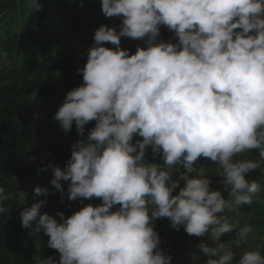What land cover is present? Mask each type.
<instances>
[{"label":"clouds","instance_id":"9594fccd","mask_svg":"<svg viewBox=\"0 0 264 264\" xmlns=\"http://www.w3.org/2000/svg\"><path fill=\"white\" fill-rule=\"evenodd\" d=\"M30 6L44 8L40 0ZM101 10L121 22L95 29L77 69L83 82L53 116L80 138L62 167L38 168L51 171L54 190L36 185L20 212L29 235L42 231L59 254L34 255L32 264H172L155 229L160 218L204 238L205 264H264L258 248L237 260L222 240L232 232L237 243L247 239L251 227L237 229L226 213L261 191L249 174L264 170V0H101ZM161 26L177 39L161 38ZM122 37L145 46L131 53ZM252 151L258 158H247ZM213 176L227 197L211 188ZM65 191L70 202H101L67 216L44 211L49 194L63 201ZM10 198L0 187V215L11 213Z\"/></svg>","mask_w":264,"mask_h":264},{"label":"trees","instance_id":"16d2710c","mask_svg":"<svg viewBox=\"0 0 264 264\" xmlns=\"http://www.w3.org/2000/svg\"><path fill=\"white\" fill-rule=\"evenodd\" d=\"M52 0H40L44 5L43 10H32L30 0H0V187H4L6 193L10 194V199L4 203L11 207L9 215H0V264H32V257L53 256L59 258L55 252H46L38 247H33L32 243L40 238L48 240L42 231L36 235H29V230L21 226L20 212L23 207L33 202V188L27 190V180L38 174V168L43 167V163L52 162L61 167L71 156L70 145L74 140L79 139V135L73 125L72 130L67 134L61 129L59 124L53 119L55 112L66 93L80 85L82 74L77 72L78 67H83L87 57L77 48L66 43H60L55 55L42 58L31 55L22 62H14V53L17 51L19 37L30 44L38 45L44 37L40 26L45 20L46 7L52 6ZM62 16L75 26H92L90 13L101 11V0H88L87 10L78 15L74 6L60 9ZM115 25L121 21L117 17L112 18ZM15 24L18 31L14 29ZM35 25H38L36 28ZM84 25V26H85ZM126 38L131 47H122L134 53L137 45L145 46L142 40ZM161 38L175 41L173 33L166 27L161 26ZM40 102L46 106L43 116H39L38 108ZM95 122H90L85 126L87 131L94 126ZM247 158H258V153L252 151L246 154ZM149 160L152 159L151 151L148 152ZM157 162H161L157 159ZM210 168H216L210 161H203ZM177 167V171H180ZM16 177L17 181L13 179ZM250 179H255L261 187V191L254 198L251 205H241L240 212H246L250 207L264 195V170L257 169L249 174ZM212 189L224 191L221 178L213 176ZM67 183L63 182L65 189ZM184 182L181 181V187ZM46 187L54 190L50 181ZM177 189L176 191H178ZM24 195V196H23ZM44 199L43 196L37 197ZM47 205L44 211L55 214L63 211L65 215L81 208L84 204H99L97 198L70 202L67 200V192L62 201L60 193L49 194ZM59 219V217H57ZM264 227V222L261 223ZM161 244L160 248L168 251L194 249L193 260L187 264H205L208 257L204 256L197 245L204 240L203 237L189 236L184 228L179 231L170 226V220L160 218L155 223ZM236 251L237 257L244 251L231 244L230 233L222 237ZM264 254V246L259 248Z\"/></svg>","mask_w":264,"mask_h":264},{"label":"rangeland","instance_id":"374dc122","mask_svg":"<svg viewBox=\"0 0 264 264\" xmlns=\"http://www.w3.org/2000/svg\"><path fill=\"white\" fill-rule=\"evenodd\" d=\"M52 6L46 7L45 10V20L42 26H40L41 32H43L44 37L42 42L38 45H33L22 39L20 36L17 42V51L14 53V62H22L24 59L30 57L31 55H37L42 58H47L48 56L55 55L60 43H66L74 46L80 50L86 56V50L93 44V37L95 29L102 23L108 25H115L112 18H106L101 11H94L90 13L89 18L92 19V26L88 27L80 25L76 28L70 24L62 16L60 9H65L69 6H74L77 9L78 15L86 12L88 0H52ZM81 4L83 6H81ZM38 28V25H35ZM14 29L18 31V26L15 24ZM19 32V31H18ZM109 47H114L108 44ZM121 47H131L130 42L122 37ZM46 106L44 103L40 102L38 108L39 116H43ZM51 171H45L41 174H36L27 180V190L31 188L34 189L36 185L46 186L51 180ZM225 197L228 196L226 191H222ZM24 196V195H23ZM230 222L237 225V229L245 224L249 225L252 231L249 233L246 240L239 241L237 243V238L235 232L230 233L232 241L231 244L236 245L243 249H259L264 246V227L260 225L264 222V195L255 202L248 211L238 213L236 211L226 213ZM48 240L40 238L32 243L33 247L41 248L46 252H55V250L50 249L47 246ZM165 250V249H163ZM172 256V264H187L193 260L195 255L194 249H188L185 251H168Z\"/></svg>","mask_w":264,"mask_h":264}]
</instances>
